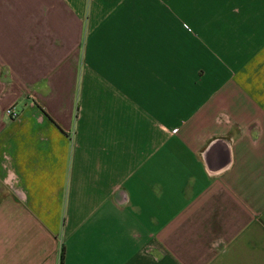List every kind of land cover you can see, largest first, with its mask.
I'll return each mask as SVG.
<instances>
[{"label":"crops","instance_id":"0c3cea01","mask_svg":"<svg viewBox=\"0 0 264 264\" xmlns=\"http://www.w3.org/2000/svg\"><path fill=\"white\" fill-rule=\"evenodd\" d=\"M61 255L264 264V0H0V264Z\"/></svg>","mask_w":264,"mask_h":264},{"label":"built area","instance_id":"2783aa9c","mask_svg":"<svg viewBox=\"0 0 264 264\" xmlns=\"http://www.w3.org/2000/svg\"><path fill=\"white\" fill-rule=\"evenodd\" d=\"M18 110L17 108L15 107V105L11 106L10 108H8L7 110V115L10 116V118H15L18 114Z\"/></svg>","mask_w":264,"mask_h":264},{"label":"trees","instance_id":"16d2710c","mask_svg":"<svg viewBox=\"0 0 264 264\" xmlns=\"http://www.w3.org/2000/svg\"><path fill=\"white\" fill-rule=\"evenodd\" d=\"M61 264H62V255H61Z\"/></svg>","mask_w":264,"mask_h":264}]
</instances>
